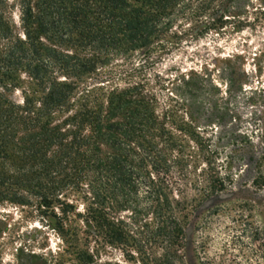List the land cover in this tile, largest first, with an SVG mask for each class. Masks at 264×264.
<instances>
[{
	"label": "trees",
	"instance_id": "1",
	"mask_svg": "<svg viewBox=\"0 0 264 264\" xmlns=\"http://www.w3.org/2000/svg\"><path fill=\"white\" fill-rule=\"evenodd\" d=\"M259 20L264 0H0V186L51 219L53 264H185L190 217L232 179L223 148L251 145L245 74L228 56L151 84L142 63Z\"/></svg>",
	"mask_w": 264,
	"mask_h": 264
},
{
	"label": "rangeland",
	"instance_id": "2",
	"mask_svg": "<svg viewBox=\"0 0 264 264\" xmlns=\"http://www.w3.org/2000/svg\"><path fill=\"white\" fill-rule=\"evenodd\" d=\"M259 21L241 33L220 39L211 36L185 44L161 59L142 63L151 84H155L156 77L166 79L205 67L218 69L228 56L238 57L233 64L245 74L247 91L240 94L235 110L241 118L242 130L250 135L251 145L244 141L242 154L231 153L230 147L223 148L217 165L223 177L230 175L232 179L227 182L226 192L203 204L190 217L191 234L183 251L185 264H264V21ZM212 139L214 144L216 139ZM227 155L233 164L225 161ZM240 156L250 158V165H239ZM196 166L197 175L208 169L206 164L186 168L193 171ZM185 193L190 198L197 195L192 187L185 189ZM15 195V187L0 186V264L60 262L62 243L49 226L51 219L27 206L32 198L25 199V206H21ZM204 224L209 227L207 231L202 229ZM89 248L94 251L96 246L92 243ZM125 254L124 259L119 251L108 250L101 259L103 263L113 260L128 264L126 258L130 253ZM65 258L68 259L65 264H77L73 257Z\"/></svg>",
	"mask_w": 264,
	"mask_h": 264
}]
</instances>
